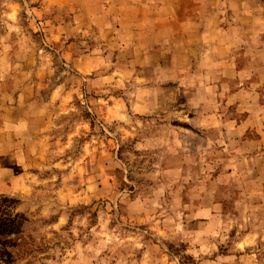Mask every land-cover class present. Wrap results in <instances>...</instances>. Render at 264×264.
Here are the masks:
<instances>
[{"label": "rangeland", "instance_id": "374dc122", "mask_svg": "<svg viewBox=\"0 0 264 264\" xmlns=\"http://www.w3.org/2000/svg\"><path fill=\"white\" fill-rule=\"evenodd\" d=\"M0 264H264V0H0Z\"/></svg>", "mask_w": 264, "mask_h": 264}]
</instances>
